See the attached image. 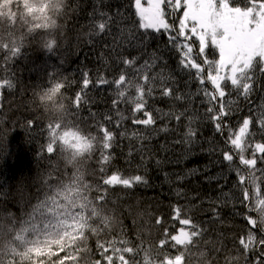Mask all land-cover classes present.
Wrapping results in <instances>:
<instances>
[{"label":"trees","instance_id":"1","mask_svg":"<svg viewBox=\"0 0 264 264\" xmlns=\"http://www.w3.org/2000/svg\"><path fill=\"white\" fill-rule=\"evenodd\" d=\"M134 3L0 0V264H164L166 258L175 260L176 256H182L181 264H264V246L258 243L264 239L259 215V201L264 200V153H255L257 164L251 171L256 183L246 179L242 186L235 168L246 176L250 170L239 164L238 150L226 142L228 129L223 135L217 132L206 114L209 105L202 90H215L207 80L209 66L203 61L218 60L217 50L209 44L200 54L198 40L184 43L191 45V57L204 68L205 83L201 85L194 78L195 69L189 75L180 65L182 53L170 45V32L147 30V52L162 55L167 61L166 74L175 78L174 86L186 97L191 94L190 100L175 101L162 98L157 90L148 98L146 110L156 119L151 126L156 131L134 125L133 105L124 102L118 107L129 118L117 127L114 86H96L98 76L117 77L124 65L117 53L105 47L111 43L107 33L90 35V13L96 6L110 15L118 10L120 27L130 28L139 23ZM229 3L243 8L264 0ZM182 11L165 7L166 22L178 28ZM118 30L112 26L113 35ZM52 39L56 43L48 51L44 45ZM13 48H19L15 55ZM117 51L131 58L143 49L129 45ZM144 59L147 56L140 57L137 67ZM83 71L93 81L87 89L82 86ZM50 76L63 81L65 87L50 91ZM255 79L248 99L236 92L224 97L225 102L234 101L226 121L232 130L252 117L246 158H252L256 144H264V129L258 123L264 114V76L257 71ZM223 83L226 93L231 91L230 82ZM42 90L48 91L40 102L37 96ZM77 93L82 96L79 111ZM185 109L188 111L179 122L160 118L163 113ZM105 114L113 117L111 123L104 120ZM136 115L145 118L142 113ZM193 115L198 117L192 124L194 142L190 147L176 143L187 131V117ZM97 121L115 133L110 149L99 143L103 134ZM164 126L168 131H159ZM137 129L150 136L142 151L136 139L120 135ZM225 151L234 155L232 168L223 160ZM102 152L111 157L106 163H101ZM113 173L123 178L141 175L147 183L130 188L103 185V179ZM243 187L248 188V200ZM176 208L179 218L190 219L200 232L182 245H175L171 236L180 227L189 232L193 229L173 219ZM248 218L256 220V227ZM249 231L257 243L246 251L240 240L247 243Z\"/></svg>","mask_w":264,"mask_h":264},{"label":"snow or ice","instance_id":"2","mask_svg":"<svg viewBox=\"0 0 264 264\" xmlns=\"http://www.w3.org/2000/svg\"><path fill=\"white\" fill-rule=\"evenodd\" d=\"M146 2L147 7L142 5L141 0H135V9L139 17V23L130 28L120 27L122 14L118 10L110 15L107 12L101 11L99 6H96L94 12L90 13L93 17V31L90 32V35L107 33L111 37V43L105 44V47L117 53V60L120 64L124 65L117 77L107 79L105 76L100 75L96 81V86H114L115 99H113L112 105L118 117L115 121L116 126L119 127L123 120L129 118L119 110L118 105L121 102L133 105L131 109V120L134 125H141L146 130L156 131V129L151 128V126L156 124V119L150 111L146 110L148 98L152 97L154 92L158 90L162 98L167 97L175 101L191 99L190 93L186 97L185 94L179 92L178 86H174L176 85V81L171 73L168 72L166 74L167 61L164 60L163 56L157 55L156 52H147L146 47H144V41L148 36V29L155 30L156 32H159L161 29L169 31L170 45L182 53L180 60L182 68L188 70L189 75H192L191 69H195L194 78L198 79L201 85L205 83V78L202 75L204 68L190 55L192 53L191 45L180 43V38L184 40L191 38L186 33L187 29V32L197 37L200 54L205 53V49L208 48L209 44L218 51V60L209 61L205 58L203 61L205 65L209 66L207 80L211 82L215 90L212 93L208 92L207 89L202 90L204 96L207 97L206 102L209 105L206 108V114H210L208 118L214 123L217 132L223 135L224 130L228 129L226 142L238 150L236 155L238 156L239 164L250 170L246 176L242 174L239 167L235 168L239 183L243 186L247 179L248 183L255 184L257 178L251 170L257 164L255 153H264V144L258 143L255 145L252 158L245 157L246 137L251 135L249 126L252 123V117L245 118L237 130H232L226 121L227 117L231 114L234 101L228 100L225 102L224 97L226 94L231 96L232 92H236L239 96L248 99L254 91V85L257 83L255 79L257 71L260 76H264V3H260L258 8L255 3L250 7L246 6L242 8L240 6H230L229 0H183V2L182 0H146ZM165 7H171L173 11L183 9L178 28H174L166 22ZM97 15L101 17L100 20L95 19ZM189 22L191 23L190 28L188 27ZM113 25L119 29L115 35L112 34ZM171 32H175V35H172ZM55 43V40L52 39L47 41L44 46L48 51H52ZM129 45L133 48H142L143 51L139 55L131 58L117 51L118 48L123 49ZM12 52L13 55L17 54L19 48H13ZM141 56H147V59H144L143 64L137 67V61ZM157 68L158 70H156ZM128 69H132V72L129 73ZM82 77L83 89H87L93 81L89 78V72L87 71L82 72ZM49 79L51 86L48 89L50 91L61 90L65 87L63 81L53 80L51 76ZM223 82H230L231 91L226 93V85ZM5 83L9 87H12L10 81H5ZM197 94H199V90ZM81 100V93H77L75 96L77 111H79ZM217 101H219L218 104ZM84 103H88V101L84 100ZM187 111L188 109L179 113L169 111L163 113L160 118L167 117L179 122L185 117ZM137 113H142L145 118H140L136 115ZM196 119L198 117L195 115L187 117V131L184 133L183 139L176 141V143H183L189 147L192 145L196 136V130L192 127V124ZM104 120L111 123L113 117L105 114ZM258 123L264 129V114H261ZM32 124L33 122L29 121V125ZM97 126L103 134L99 139V143L103 149H110L115 141V133L105 127L102 122L97 121ZM159 131H168V128L164 126ZM48 133L49 128H47ZM120 135L122 137L128 136L130 139H136L140 144L139 150L141 151L144 147L143 142L150 139L147 131L141 132L138 129L132 131L130 134L127 131H123ZM95 138L97 139L96 136ZM47 150L50 152L51 147L49 146ZM129 155H131V151ZM110 159V155L101 153V163H106ZM261 159L264 160V156ZM223 160L229 162L230 168L233 167V154L228 151L223 152ZM102 183L108 186L122 184L130 188L134 184L147 183V181L141 175L123 178L118 173H113L104 178ZM242 190L244 192V199L248 200V188L243 187ZM259 203L262 205L259 209L260 220L264 223V200L259 201ZM174 211L175 216L173 219H178L180 225L190 226L193 229L189 232L184 227H180L177 229V234L171 236V241L175 242V245H182L191 241L192 237L198 236L200 232L190 219L179 218V208H176ZM157 223H159V220ZM248 223L252 227H256L257 222L254 219L248 218ZM240 243L247 251L249 246L257 243V241L253 233L249 231L247 243L244 239H241ZM258 243L264 246V239H260ZM163 244L164 241H161V246ZM104 251L107 252L108 249L105 248ZM261 256L264 257V252L261 253ZM181 261L182 256H176L175 260L166 258L164 264H181Z\"/></svg>","mask_w":264,"mask_h":264},{"label":"rangeland","instance_id":"3","mask_svg":"<svg viewBox=\"0 0 264 264\" xmlns=\"http://www.w3.org/2000/svg\"><path fill=\"white\" fill-rule=\"evenodd\" d=\"M182 2H183V0H182ZM141 3H142L143 6L147 7V2H146V0H141ZM255 4H256V6H257V8H258L260 3H255ZM134 6H135V3H134ZM170 8H171V7H170ZM177 11H178V10H177ZM182 13H183V11H182ZM179 24H180V22H179ZM188 27H189V28L191 27V23H190V22H189ZM151 30H152V29H151ZM186 33H187V35H189L191 38H190V39H187V40H184L183 38H181V39L184 40L183 44H184V43H188V42H190V40H192V39H193V40H198L197 37H196L195 35H192L190 32H187V29H186ZM198 43H199V41H198ZM184 51H186V49H184ZM217 52H218V51H217ZM209 84H210V87L213 88V86H212V84H211L210 81H209Z\"/></svg>","mask_w":264,"mask_h":264},{"label":"clouds","instance_id":"4","mask_svg":"<svg viewBox=\"0 0 264 264\" xmlns=\"http://www.w3.org/2000/svg\"><path fill=\"white\" fill-rule=\"evenodd\" d=\"M45 91H48V90H42V91L40 92V94L37 96V99H38L40 102H43L44 99L46 98L45 95H44Z\"/></svg>","mask_w":264,"mask_h":264}]
</instances>
